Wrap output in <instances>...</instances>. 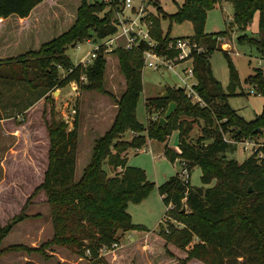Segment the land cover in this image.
<instances>
[{
	"label": "trees",
	"instance_id": "1",
	"mask_svg": "<svg viewBox=\"0 0 264 264\" xmlns=\"http://www.w3.org/2000/svg\"><path fill=\"white\" fill-rule=\"evenodd\" d=\"M221 1L186 0L171 14L165 12L157 1L154 2L158 6V14H150L149 19L150 32L156 41L153 48L157 52L167 53L170 57L179 52L168 50L170 43L179 37H172L170 32L163 30L162 19L172 22L189 18L194 26V35L190 38L202 49L192 53L196 78L194 90L198 99L193 100L184 87H170L167 98L146 99L148 115L158 113L156 119L150 118L146 123L138 120L136 110L143 91L144 51L151 48L147 42L141 41L131 48L119 46L111 51L118 56L126 82L118 98L104 86L108 62L104 49L99 50L97 57L88 65L74 64L66 53L68 46L86 39L99 41L115 34L118 31L115 11L123 7L124 0H81L69 28L55 30L56 36L54 32L45 39L47 33L58 26L53 25L58 21V15L44 23L46 28L40 32L41 43L38 46L0 58V79L24 81L30 89H44V93L76 82L83 90L108 93L114 97L118 107L112 126L96 139L91 159L79 178L76 177L80 138L78 119L72 128L68 122L57 121L55 117L47 123L51 143L49 168L37 191L44 189L47 193L54 238L38 248L21 244L3 247V240L14 225L10 223L0 227V256L23 249L44 253L46 246L61 244L75 247L83 256L89 255L90 264H112L101 251L118 244L119 230H148L133 221L128 208L130 202H141L155 187L146 171L129 165L124 154L130 148H143L149 139L165 141L178 131L180 151L167 148L165 155L171 161L179 159L190 172L195 166H200L203 184H185L178 173L158 186L168 207L169 218L173 219L168 221L166 228L156 231L163 249L169 244L171 250L167 252L171 256L175 254L180 264H188L195 257L208 264H264V142L257 144L244 162L227 156V152L235 150L237 142L263 135L264 107L255 119L247 120L230 105L229 97L236 94L241 79L229 51L225 50L231 78L228 91L214 75L210 57L214 49L220 48L219 41L228 31L207 33L205 25L208 11ZM226 1L233 5V23L242 32L237 42L255 46L264 58V0ZM51 3L52 0H0V18L12 15L25 18L38 6L35 14L59 11ZM257 13L258 31L250 35L246 30ZM60 69L66 71L63 77ZM246 81L264 95L262 68H255ZM171 101L176 102L177 107L167 122L162 123L161 117ZM200 120L204 122L202 133L190 141L194 124ZM128 131L134 133L131 139L124 138ZM227 133L231 141L225 139ZM106 163L120 170L109 176ZM184 205H187L186 211H183ZM151 235L154 234L149 230L140 241L132 242L126 255L117 248L121 258L114 261L115 264H125L133 248L144 251V242L150 246V238H155ZM194 239L197 241L191 245Z\"/></svg>",
	"mask_w": 264,
	"mask_h": 264
},
{
	"label": "rangeland",
	"instance_id": "2",
	"mask_svg": "<svg viewBox=\"0 0 264 264\" xmlns=\"http://www.w3.org/2000/svg\"><path fill=\"white\" fill-rule=\"evenodd\" d=\"M155 1L162 6L165 12L171 14L176 12L186 0H153V2L145 0L147 13L158 14V6L155 5ZM80 2L81 0H52L51 5L59 10H55L59 19L54 21L53 25L58 26L51 33H47L45 39L54 32L56 36L59 29L61 31L71 26L77 5ZM142 2L144 1L134 0L137 6ZM233 15V5L226 0L218 2L214 8L208 11L205 31L207 33L228 31L227 35L220 39V48L214 49L210 60L214 75L228 91L231 78L229 58L225 50L230 52L241 84L237 86L236 94L229 97V103L247 120H253L263 111L264 95L259 94L256 91L257 87L248 83L246 79L254 72L255 68L264 70V58L261 57L255 46L237 42V37L242 32L234 25ZM258 19L259 14L257 13L246 30L248 34H256ZM162 28L165 32H170L172 37L194 35V26L189 18L172 22L169 19H162ZM53 36L49 39H52ZM95 46L96 42L93 40L83 41L68 46L66 53L74 64H78L83 57L91 53ZM24 48L26 47L22 46L20 49ZM106 57L108 62L104 86L107 91L118 98L125 89V77L121 71L118 56L110 52L106 54ZM190 65V62H185L176 66L175 70L168 67L154 70L144 66L143 91L138 99L136 110L140 122L146 123L150 118L156 119L158 116V113L157 115H148L145 106L146 99L161 96L170 87L178 88L181 85L188 94H193V100L198 99L192 86L196 82V78L191 76L188 70ZM60 74L63 77L66 71L60 69ZM72 84L44 93V89H30L27 82L24 81L0 79V227L10 223L14 224L8 236L3 240V247L21 244L28 248H38L54 238L55 229L47 193L44 189L37 191L38 186L44 182L49 168L51 143L47 123L52 117H55L57 121L68 122L70 128L73 127L75 119H78L80 138L76 177L79 178L91 159L96 139L105 134L117 115L118 107L113 96L98 90H83L78 84L75 88V84ZM252 90L255 92H251ZM203 126V120L194 124L189 135L190 141L198 138L202 133ZM133 135V132L128 131L124 138L131 139ZM226 137L231 139L228 133ZM177 139L179 140V132L174 131L165 141L156 140L160 142L157 144L165 152L167 148L180 151L179 144L178 148L174 147ZM252 141L257 144L264 142V133ZM162 142L166 143L162 144ZM245 146L243 141L237 142L235 150L227 152L228 158L244 162L256 147L251 144H248L247 148ZM159 153V151H154L151 145L146 144L140 150L130 148L124 154L129 165L141 167L146 171L148 179L155 183V187L141 202H130L128 208L133 221L145 226L148 230L134 229L126 232L119 230L118 246L110 249L104 248L101 251L102 255H105L112 264L121 258L117 248L126 255L132 242L140 241L143 236L149 233V230L154 234L150 237H155L150 238L148 242L150 246H146L147 242L143 241L144 251L136 247V249L133 248V253L131 256L129 255L130 257L128 256L125 264H180L175 254L171 256L167 252L171 250L169 244L164 245L163 249L162 241L156 237L158 236L156 231H159L161 227L166 228L168 221H173L169 218L168 207L159 193L158 186L171 176L181 173L182 163L179 159L171 161L164 153L162 155ZM105 168L109 176L115 175L120 170V168L114 169L107 163ZM201 176V167L195 166L191 170V185L202 186ZM22 215L24 217L18 220L17 218ZM15 217L17 218L15 219ZM174 222L177 226L180 225L177 221ZM196 241L197 239H194L191 245ZM27 262L34 264H90L91 257L83 256L75 247L61 244H52L48 248L46 246L44 253L23 249L0 256V264H26ZM188 264L208 263L195 257Z\"/></svg>",
	"mask_w": 264,
	"mask_h": 264
},
{
	"label": "built area",
	"instance_id": "3",
	"mask_svg": "<svg viewBox=\"0 0 264 264\" xmlns=\"http://www.w3.org/2000/svg\"><path fill=\"white\" fill-rule=\"evenodd\" d=\"M150 14L151 13H147V6L145 4V1L137 6L134 3V0H124L123 7L121 9H117L114 15V19L116 20L118 25V31L115 34H112L104 39L95 41V48L91 51L90 54H87L85 57H83L80 63L83 65H88L89 63H91L94 58L97 57V53L99 52V50L104 49L106 53H110L116 47L122 46L125 48H131L138 45L141 41H145L151 46V48L144 51L145 67H150L154 70H160L164 67H168L172 70H175L176 66L191 61L192 64L190 65L188 70L189 74L191 76H194L192 53L194 50L199 51L202 48L198 46V44L190 37H179L175 42H171L168 48V50H178L179 52L176 56L170 57L167 53L157 52L153 48L156 45V41L153 39L150 32ZM90 40L91 39H86L84 41ZM259 64L261 65V62H259ZM73 84H75L74 86L75 88H77V83L73 82ZM195 84L196 82L193 83L192 86L193 91L196 93V91L194 90ZM251 92H255V90H252ZM189 95L193 96V94ZM225 139L231 141L227 137H225ZM243 142L246 144L245 148H247L248 144L257 146V143H253V141L250 139L244 140ZM180 178L185 184H189L191 182V172L185 164H182ZM114 246L117 247L118 244L115 243Z\"/></svg>",
	"mask_w": 264,
	"mask_h": 264
},
{
	"label": "crops",
	"instance_id": "4",
	"mask_svg": "<svg viewBox=\"0 0 264 264\" xmlns=\"http://www.w3.org/2000/svg\"><path fill=\"white\" fill-rule=\"evenodd\" d=\"M48 1L51 0H46V2ZM35 10L30 16L25 18H20L15 15L0 18V58L20 52L22 46L29 48L31 46H38L41 43L39 37L41 35L40 32L46 28L44 23L54 17H58V14L57 12L35 14ZM189 62L191 63V61ZM178 141L177 139L174 145L176 148H178ZM157 143L160 142L156 139H149L147 142V144L152 146L154 151L160 152L159 155L165 154L164 149L160 148ZM164 143L166 142H162V144ZM161 197L163 198L162 195Z\"/></svg>",
	"mask_w": 264,
	"mask_h": 264
},
{
	"label": "water",
	"instance_id": "5",
	"mask_svg": "<svg viewBox=\"0 0 264 264\" xmlns=\"http://www.w3.org/2000/svg\"><path fill=\"white\" fill-rule=\"evenodd\" d=\"M178 88H179V89H180V88H183V86L180 85ZM168 96H169V92H168L167 90H166L164 93L161 94V97H163V98H167ZM176 107H177L176 102L171 101V102L169 103V106H168V108H167V110H166L164 116L161 117V122H162V123H166V122H167V119H168V118L172 115V113L175 111ZM249 190L252 191V190H253V187L250 186V189H249ZM186 209H187V205H184V207H183V211H186Z\"/></svg>",
	"mask_w": 264,
	"mask_h": 264
}]
</instances>
